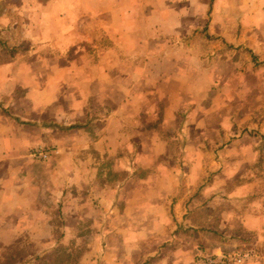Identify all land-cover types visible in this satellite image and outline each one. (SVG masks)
Wrapping results in <instances>:
<instances>
[{
  "label": "crops",
  "instance_id": "0c3cea01",
  "mask_svg": "<svg viewBox=\"0 0 264 264\" xmlns=\"http://www.w3.org/2000/svg\"><path fill=\"white\" fill-rule=\"evenodd\" d=\"M37 4L55 52L0 60V242L47 264H75L52 256L75 238L79 264H194L186 233L225 247L193 201L212 171L211 200L243 205L220 229L257 235L264 264V0Z\"/></svg>",
  "mask_w": 264,
  "mask_h": 264
},
{
  "label": "rangeland",
  "instance_id": "374dc122",
  "mask_svg": "<svg viewBox=\"0 0 264 264\" xmlns=\"http://www.w3.org/2000/svg\"><path fill=\"white\" fill-rule=\"evenodd\" d=\"M41 1L44 4L49 3L51 0H0V60H7V55H9L10 59L12 61H15L17 53L21 51H37V50H43L44 52H55V49L51 48L49 46L48 42H40L36 39V36H34V27L36 25H39L37 21L38 14H39V3ZM36 7V8H35ZM3 20H5L3 22ZM41 21L44 22L43 16L41 17ZM42 22V25H45ZM40 25V26H42ZM40 31V30H39ZM39 39L44 41L46 38H48L45 35H41V37L38 36ZM55 48V47H54ZM20 59L19 61H21ZM25 60V59H23ZM18 61V60H16ZM257 120H261V113L257 116ZM257 123V122H256ZM250 125V124H249ZM252 126V125H251ZM251 128V127H250ZM255 128V129H254ZM245 131H248L249 133L259 132L258 128L252 127L251 129L246 128ZM259 161V160H258ZM215 173L216 172H207V175L204 177L203 182L199 186V189H197L196 194L193 198L196 199L197 208L203 209V208H211V210H215L220 206H225L228 209V212L230 211H236L239 212V209L242 208V204L240 203H225L222 201L215 202L211 200V196L214 192H219L220 189L217 190H210L208 187L209 184H211L213 181H215ZM259 174H261V170L259 171ZM237 182H240L239 180ZM208 186V187H207ZM209 189V190H208ZM234 188L228 187L224 189L221 193L231 195ZM221 195V194H219ZM222 199V198H221ZM192 208H196L195 206H192ZM201 210H198V220L201 222H204L209 219V213L201 212ZM210 210V209H208ZM194 216H192V221H194ZM90 223H79L77 225L81 230H86L88 227H90ZM223 225V224H222ZM221 223L218 226V229L221 231L223 230L226 232V236H224L221 239L215 238L213 235L209 236L210 239L221 242L225 246V249H228V252H225L223 249L220 250L218 253L207 251L203 247V243L209 244V241L206 240V238L203 236V234H185L184 237L191 241L189 244L195 243L197 241L199 243V247H197V251L194 255V264L197 263V259L200 254H210V255H217L220 253L223 254H232L235 252H244L249 251L253 252L254 256L249 261L245 262L244 264H250L252 262H256L259 259H261V253L260 248L257 245V235L253 233H247L245 234V231L242 230L239 232V235L236 237H232L236 230L231 228L227 229H220V226H222ZM19 246H22L24 248L25 253H33L35 252V249L37 248L38 244L31 242L25 237H22V239L19 242ZM194 245V244H193ZM201 245V246H200ZM82 243H78L77 239H74L73 243V251L68 250H57L52 252V256L56 258L58 263L65 262L67 260H72L75 264L80 263V258L85 253L86 245L83 247ZM58 248H64V245L62 247ZM41 253V252H36ZM43 256L44 260L48 258ZM156 261H152L151 264H154Z\"/></svg>",
  "mask_w": 264,
  "mask_h": 264
},
{
  "label": "trees",
  "instance_id": "16d2710c",
  "mask_svg": "<svg viewBox=\"0 0 264 264\" xmlns=\"http://www.w3.org/2000/svg\"><path fill=\"white\" fill-rule=\"evenodd\" d=\"M259 151V161L257 162L258 168L264 170V148L261 149V146H259ZM193 201H196V199H193ZM208 209L203 208L201 212L209 213V216L212 217L213 222H216L215 228H218L221 221H224L223 213L228 212V209L225 206H220L215 210H211V208ZM189 218L190 216L188 217V219ZM240 231L242 230L236 231V233L232 237L234 238L238 236ZM211 232L213 233V236L218 239L226 236V232H224L223 230L220 231L219 229H213L211 230ZM245 234H247L246 231ZM222 249L225 252H228V249H225V247H222ZM24 250V248L18 249L15 246H12V244L6 246L4 243L0 242V264H47L41 254H38L36 252L29 254L25 253ZM158 258V256L150 258L145 264H151L152 261H157Z\"/></svg>",
  "mask_w": 264,
  "mask_h": 264
},
{
  "label": "built area",
  "instance_id": "2783aa9c",
  "mask_svg": "<svg viewBox=\"0 0 264 264\" xmlns=\"http://www.w3.org/2000/svg\"><path fill=\"white\" fill-rule=\"evenodd\" d=\"M33 160L37 162H46L51 156V150L40 147L33 152H31ZM254 256L253 252L244 251V252H235L232 254H200L197 263L198 264H244L245 262L252 259Z\"/></svg>",
  "mask_w": 264,
  "mask_h": 264
}]
</instances>
